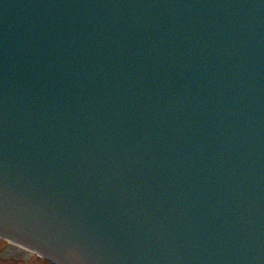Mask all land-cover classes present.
<instances>
[{"label":"water","instance_id":"obj_1","mask_svg":"<svg viewBox=\"0 0 264 264\" xmlns=\"http://www.w3.org/2000/svg\"><path fill=\"white\" fill-rule=\"evenodd\" d=\"M0 235L264 264V0H0Z\"/></svg>","mask_w":264,"mask_h":264},{"label":"rangeland","instance_id":"obj_2","mask_svg":"<svg viewBox=\"0 0 264 264\" xmlns=\"http://www.w3.org/2000/svg\"><path fill=\"white\" fill-rule=\"evenodd\" d=\"M3 244H5L4 242L1 243L0 242V247H3ZM0 264H19V263H15V262H11V261H7V262H0ZM20 264H24L23 262H21ZM31 264H47L45 261H43L40 258H32L31 259Z\"/></svg>","mask_w":264,"mask_h":264}]
</instances>
